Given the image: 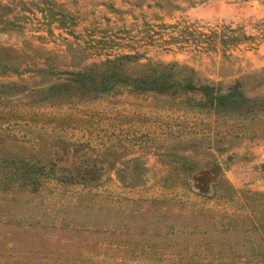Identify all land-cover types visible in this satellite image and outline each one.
Masks as SVG:
<instances>
[{
  "label": "rangeland",
  "instance_id": "rangeland-1",
  "mask_svg": "<svg viewBox=\"0 0 264 264\" xmlns=\"http://www.w3.org/2000/svg\"><path fill=\"white\" fill-rule=\"evenodd\" d=\"M263 20L264 0H0V264H264V118L58 89L123 56L228 85L264 68ZM184 23L257 41L168 44Z\"/></svg>",
  "mask_w": 264,
  "mask_h": 264
},
{
  "label": "trees",
  "instance_id": "trees-1",
  "mask_svg": "<svg viewBox=\"0 0 264 264\" xmlns=\"http://www.w3.org/2000/svg\"><path fill=\"white\" fill-rule=\"evenodd\" d=\"M258 30L259 37L264 38V20L258 24ZM178 31V35L170 36L167 43L180 45L187 43L189 37H192L199 53L216 52L221 48L237 46L254 39L241 28L230 26L203 30L184 23ZM137 60L134 56H123L107 61L99 67H89L84 71L72 73L69 81L62 83L58 89L71 87L98 95L125 87L135 93L198 96L194 103L200 109L216 114L230 113L249 120L264 118V94H248L256 87L264 90V68L241 75L225 85L205 79L194 68L180 65L176 61L166 63L148 60L140 63ZM252 228L260 234L264 244V230L255 223H252Z\"/></svg>",
  "mask_w": 264,
  "mask_h": 264
}]
</instances>
